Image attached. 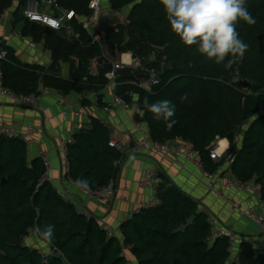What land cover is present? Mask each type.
I'll return each instance as SVG.
<instances>
[{"label": "trees", "instance_id": "16d2710c", "mask_svg": "<svg viewBox=\"0 0 264 264\" xmlns=\"http://www.w3.org/2000/svg\"><path fill=\"white\" fill-rule=\"evenodd\" d=\"M26 1L21 0L14 12L16 21L23 23L22 34L44 42L54 61L69 64L70 74L64 77L44 65L22 62L12 47L0 41V53L6 51L0 60L5 86L16 94L37 92L40 85L64 95L97 92L109 85L106 73L112 68L104 52L112 60L131 52L143 66L158 71L160 83L151 90L141 88L132 81L143 78L136 76L132 66H125L117 73L116 94L130 105L138 96L143 114L134 118L148 124L151 139L190 142L205 167L214 171L222 162L211 159L209 148L218 138H227L228 151L234 153L235 177L261 184L264 200V0H246L255 23H237L248 49L228 69L202 56L195 45L180 41L160 0H109L114 10L132 8L127 24L109 29L101 41L95 40L98 33L84 26L93 13L91 0H55L75 12L71 24L76 36L66 29L46 32L41 24L28 21L23 15ZM13 3L0 0V17ZM95 59L100 64L96 71L92 69ZM165 63L171 70L163 73ZM244 79L251 83L249 87L241 83ZM145 97L149 103L169 100L175 105L171 130L144 107ZM110 138L108 125L95 117L89 128L77 130L67 144L68 176L74 181L87 179L92 190L115 181L126 154L110 146ZM46 172L42 157L29 159L22 138L0 133V264H264V255L248 241L240 242L238 255L232 257L229 237L212 238L208 214L162 171L158 172L157 203L124 220L121 236L109 235L96 217L79 211L46 179ZM49 224L55 225L51 245L64 257L56 252L44 255L25 244L30 230Z\"/></svg>", "mask_w": 264, "mask_h": 264}, {"label": "crops", "instance_id": "0c3cea01", "mask_svg": "<svg viewBox=\"0 0 264 264\" xmlns=\"http://www.w3.org/2000/svg\"><path fill=\"white\" fill-rule=\"evenodd\" d=\"M20 5L21 0H14L12 7L5 10L0 17V40L12 47L22 62L40 64L48 68L53 61L51 52L46 49L44 42H36L32 37L24 36L23 23L16 21L14 12L21 7ZM41 8L49 12L54 11L46 5ZM105 8H112L109 0L105 1ZM125 10L129 11V7ZM118 59L123 60L128 66L135 61L131 52L120 54ZM61 63L63 70L58 74L68 77L70 66L68 63ZM59 94L61 93L53 88L42 92L39 102L41 108L15 105L9 99L0 96V115L8 124L16 126L24 134L30 125L36 128V133L22 137L28 147L29 159L42 157L45 153L49 154L51 160L49 180L64 198L76 205L79 211L96 217L109 229L118 230L121 223L137 211L141 203L151 194L150 189L141 188L138 181L146 169L152 168L157 173L162 171L167 174L178 187L197 200L200 209L205 211L209 219L215 221L218 227L232 229L238 239L237 250H240L242 241H248L256 250L264 249V230L258 228L249 219L240 216L224 200L208 191L206 181L196 164L188 163L185 168H180L173 156L160 153L131 155L126 152L125 159L119 164L120 170L115 179L116 186L112 198L107 197L97 201L83 194L66 173V156L59 150L60 141L64 140L68 144L73 140L77 130L91 126L93 117L106 121L111 130V137L125 145L149 134V126L146 122L136 121L134 118L136 114H143L137 95L134 96L130 108L125 109L113 101V90L109 86L97 92L72 91L65 96L70 103L78 104L82 115L76 117L69 111L67 105L61 103ZM98 94L104 95L101 104L96 100ZM104 106H108L110 110H105ZM245 129L246 126H243L238 134V146L242 144ZM221 140L223 146L229 148L228 139ZM185 142L193 148L190 142ZM227 193L240 202L250 197L251 202L243 204L244 207L257 205L260 210L264 209V200L260 201L251 192L227 189ZM118 235L121 236V233L119 232ZM24 241L26 245L38 249L44 255L52 252V245L36 233L28 234Z\"/></svg>", "mask_w": 264, "mask_h": 264}, {"label": "built area", "instance_id": "2783aa9c", "mask_svg": "<svg viewBox=\"0 0 264 264\" xmlns=\"http://www.w3.org/2000/svg\"><path fill=\"white\" fill-rule=\"evenodd\" d=\"M106 0H91L90 8L93 10V13L85 18L84 26L94 32L91 29V25L95 21L96 15L98 11L105 8ZM41 4L39 0H27L23 9L24 17L30 21L41 24L44 27H48L49 29L54 30H62L66 29L71 36H76L71 21L76 16L73 10H68L60 7L56 4L55 0H46V6L53 8V12L45 11L41 8ZM119 12L120 10H115ZM53 22H55L58 26L53 27ZM101 35L98 34L95 37V40L101 41ZM1 41V40H0ZM33 45V44H32ZM6 56V51L2 49L0 53V60ZM104 56L110 59L112 63V68L106 73V77L109 80V87L113 90V101L117 104L122 105L125 109L130 108V104L126 101L125 98L116 94V88L118 85L117 82V73L119 70L123 69L125 66H128L123 60H119L118 58L112 60L106 52H104ZM142 65L139 60L134 61V64L131 66L134 68ZM100 66L97 59L92 62V69H98ZM153 73V76L143 77V79L137 81H132L134 84L138 85L141 88L146 90H151L152 86L160 83L159 73L155 68L146 67ZM139 78V77H138ZM48 88L39 86L38 91L31 94H16L10 87H7L3 83V74L0 70V96L9 99L15 105H22L25 107L31 108H41L40 107V98L42 92L47 91ZM60 100L62 104L67 105L69 111H71L74 116L78 117L82 115L77 103H70L66 96L63 94H59ZM105 110H110L108 106H104ZM106 122V121H105ZM28 131L24 134L22 133L16 126L8 124L0 115V133L9 137H20L23 135H29L36 133L37 130L33 126H29ZM109 145L114 147L115 149L123 152H129L131 155H138L142 153H160L163 155L173 156L175 163L180 168H185L188 163L196 164L202 173L203 178L206 181V187L208 191L213 192L218 198L224 200L233 210H235L240 216L249 219L253 222L258 228L264 230V209L260 210L256 205H248L244 207L243 204H248L251 202V198L248 197L244 202H240L234 198H232L228 193L227 189H233L235 191H248L255 195L260 201L262 199V187L261 184L256 183L254 181H240L237 179L231 168V161L234 153L229 152L228 148H225L222 144L221 139H217L209 148V155L212 160L216 162H222L221 165L214 171L208 170L204 163L201 161L199 154L194 148L189 147L185 141L175 139L169 140L165 142H156L153 141L149 134H146L143 138L134 141L129 145H125L113 136L109 140ZM59 150L63 152L66 156L65 162V170L66 173H69L70 164L67 159V143L64 140L60 141ZM43 161L47 168L46 179L49 180V170L51 169V160L49 158V154L45 153L42 155ZM70 181L75 184V181L70 178ZM160 182V178L158 173L152 169L148 168L145 170L143 176L139 179L138 185L141 188L150 189L151 194L141 203L138 210L141 208L149 207L155 205L158 201L157 193H158V185ZM115 181L112 180L105 188L101 190H92L87 189L83 190L79 188L83 194L89 196L95 200H102L104 198H112L115 190ZM122 198H124L122 196ZM137 210V211H138ZM133 214V213H132ZM131 214V215H132ZM130 215V216H131ZM211 220V219H210ZM101 224L105 226V224L99 220ZM211 237L216 238L220 236H227L230 239V250H237L238 239L235 232L232 229L228 228H220L215 224V221L211 220ZM106 227V226H105ZM109 229V228H108ZM30 233H35L34 229L30 230ZM29 233V234H30ZM119 234V229H109V235ZM58 253L60 256L64 257L61 252H59L55 247L52 246L51 253ZM239 250H237L232 257H236L238 255ZM257 252L261 255H264V249H258ZM234 258L232 260H234ZM231 260V261H232ZM131 264V263H130Z\"/></svg>", "mask_w": 264, "mask_h": 264}, {"label": "clouds", "instance_id": "9594fccd", "mask_svg": "<svg viewBox=\"0 0 264 264\" xmlns=\"http://www.w3.org/2000/svg\"><path fill=\"white\" fill-rule=\"evenodd\" d=\"M160 3L172 32L185 46L195 45L202 56L216 64L223 63L226 69L243 59L248 45L239 37L236 25L241 20L249 25L255 23L246 0H160ZM52 26L58 25L53 22ZM143 105L155 119L165 121L166 128L171 130L175 123L171 120L175 115V105L171 101L149 103L145 97ZM75 184L83 190L90 187L87 179H77ZM34 231L52 244L55 225L49 224L43 229L37 227Z\"/></svg>", "mask_w": 264, "mask_h": 264}, {"label": "water", "instance_id": "95a60500", "mask_svg": "<svg viewBox=\"0 0 264 264\" xmlns=\"http://www.w3.org/2000/svg\"><path fill=\"white\" fill-rule=\"evenodd\" d=\"M39 1L42 6L46 5V0H39ZM131 8L132 6H129V11L127 12H125L126 10L117 12L113 8L101 9L100 11H98L95 21L91 25V29L94 32L100 34L101 37H105L109 29L127 24L128 16ZM49 30L50 29L48 27H45L46 32H49ZM80 65L82 66L81 62ZM47 69L48 71L53 73H61L63 70L62 63L53 60L49 64ZM162 70L163 73H166L171 70V66L168 63H165L163 65ZM135 74L139 78L153 76V73L143 65H139L135 68ZM241 83L243 84L244 87H249L251 85V83L246 79L241 80ZM96 100L98 104H101L104 100V95L98 94L96 96ZM140 108L143 109L142 106H140Z\"/></svg>", "mask_w": 264, "mask_h": 264}, {"label": "rangeland", "instance_id": "374dc122", "mask_svg": "<svg viewBox=\"0 0 264 264\" xmlns=\"http://www.w3.org/2000/svg\"><path fill=\"white\" fill-rule=\"evenodd\" d=\"M125 12H127V10H126ZM106 54H107V52H106ZM236 251H237L236 249L233 250L232 255H233Z\"/></svg>", "mask_w": 264, "mask_h": 264}]
</instances>
